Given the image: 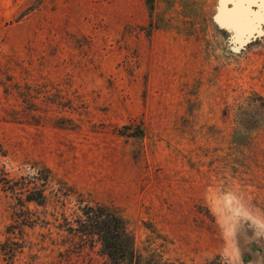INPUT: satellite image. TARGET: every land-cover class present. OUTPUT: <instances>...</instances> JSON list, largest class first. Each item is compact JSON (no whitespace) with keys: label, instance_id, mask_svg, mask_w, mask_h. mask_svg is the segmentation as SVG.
I'll return each instance as SVG.
<instances>
[{"label":"rangeland","instance_id":"obj_1","mask_svg":"<svg viewBox=\"0 0 264 264\" xmlns=\"http://www.w3.org/2000/svg\"><path fill=\"white\" fill-rule=\"evenodd\" d=\"M215 5L0 0V264H109L86 205L170 264H264V35L231 52Z\"/></svg>","mask_w":264,"mask_h":264},{"label":"trees","instance_id":"obj_2","mask_svg":"<svg viewBox=\"0 0 264 264\" xmlns=\"http://www.w3.org/2000/svg\"><path fill=\"white\" fill-rule=\"evenodd\" d=\"M36 175L37 178L32 181L31 189L33 191L23 197L20 211L23 210L24 204H34L41 207L45 204L46 198L43 191L37 188V185L40 186L45 183L47 177L40 170L37 171ZM10 193L14 195L15 189H10ZM75 218L73 223L76 234L73 235L80 239L89 238L90 241L95 239L109 264H170L148 249L135 247L134 237L129 230L128 222L117 207L86 205L82 207Z\"/></svg>","mask_w":264,"mask_h":264},{"label":"water","instance_id":"obj_3","mask_svg":"<svg viewBox=\"0 0 264 264\" xmlns=\"http://www.w3.org/2000/svg\"><path fill=\"white\" fill-rule=\"evenodd\" d=\"M235 5H237L236 0H216L212 21L220 31L226 34L228 49L233 53H239L264 35V0H246L241 3L244 9L243 23L248 26L245 30L237 31L228 27L218 15V12L228 11Z\"/></svg>","mask_w":264,"mask_h":264},{"label":"bare ground","instance_id":"obj_4","mask_svg":"<svg viewBox=\"0 0 264 264\" xmlns=\"http://www.w3.org/2000/svg\"><path fill=\"white\" fill-rule=\"evenodd\" d=\"M234 9H236V8H234ZM237 10H238V9H237ZM237 10H236V12H233V14L228 13V14H230V15L227 14L228 16L225 15V13H224V14H223L224 16H221L222 19H223V20H224V19L227 20L228 18L231 17V18H240V19L243 21V14H242L241 10H238V11H237ZM233 11H234V10H233ZM226 13H227V12H226ZM244 24H245V23H242V24H240L239 26H236V27H238L239 29L242 30L244 27H246ZM233 27H235V26H233ZM238 28H237V30H239Z\"/></svg>","mask_w":264,"mask_h":264},{"label":"snow or ice","instance_id":"obj_5","mask_svg":"<svg viewBox=\"0 0 264 264\" xmlns=\"http://www.w3.org/2000/svg\"><path fill=\"white\" fill-rule=\"evenodd\" d=\"M237 3H244L246 0H236ZM227 23L232 24L233 26H239L243 23V21L240 18H228Z\"/></svg>","mask_w":264,"mask_h":264}]
</instances>
